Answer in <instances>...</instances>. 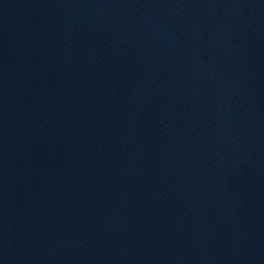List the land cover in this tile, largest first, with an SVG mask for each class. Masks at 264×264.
<instances>
[{"label":"water","instance_id":"1","mask_svg":"<svg viewBox=\"0 0 264 264\" xmlns=\"http://www.w3.org/2000/svg\"><path fill=\"white\" fill-rule=\"evenodd\" d=\"M0 264H264V0H0Z\"/></svg>","mask_w":264,"mask_h":264}]
</instances>
